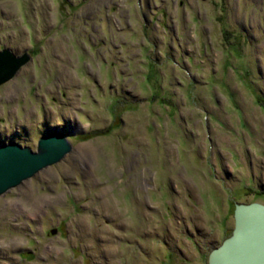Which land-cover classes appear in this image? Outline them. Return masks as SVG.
Returning <instances> with one entry per match:
<instances>
[{
	"label": "rangeland",
	"instance_id": "1",
	"mask_svg": "<svg viewBox=\"0 0 264 264\" xmlns=\"http://www.w3.org/2000/svg\"><path fill=\"white\" fill-rule=\"evenodd\" d=\"M0 145L72 148L0 194V264H208L264 204V0H0Z\"/></svg>",
	"mask_w": 264,
	"mask_h": 264
},
{
	"label": "water",
	"instance_id": "2",
	"mask_svg": "<svg viewBox=\"0 0 264 264\" xmlns=\"http://www.w3.org/2000/svg\"><path fill=\"white\" fill-rule=\"evenodd\" d=\"M29 58L28 53L16 56L10 49H1L0 85L13 78ZM71 148L67 136L56 131L40 137L36 150L15 142L0 145V194L59 162ZM234 220L231 235L210 252L208 264H264V204H236Z\"/></svg>",
	"mask_w": 264,
	"mask_h": 264
}]
</instances>
